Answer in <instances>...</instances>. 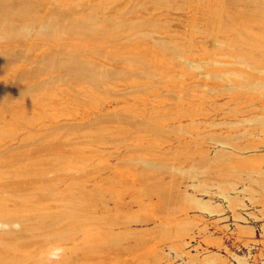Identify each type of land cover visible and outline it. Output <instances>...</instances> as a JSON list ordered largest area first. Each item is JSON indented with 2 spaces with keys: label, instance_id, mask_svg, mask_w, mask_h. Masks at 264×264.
<instances>
[{
  "label": "bare ground",
  "instance_id": "obj_1",
  "mask_svg": "<svg viewBox=\"0 0 264 264\" xmlns=\"http://www.w3.org/2000/svg\"><path fill=\"white\" fill-rule=\"evenodd\" d=\"M253 92L264 0H0V264H175L212 183L152 143ZM244 111L249 134L264 127Z\"/></svg>",
  "mask_w": 264,
  "mask_h": 264
},
{
  "label": "rangeland",
  "instance_id": "obj_2",
  "mask_svg": "<svg viewBox=\"0 0 264 264\" xmlns=\"http://www.w3.org/2000/svg\"><path fill=\"white\" fill-rule=\"evenodd\" d=\"M193 5L194 2L189 1L187 6L183 8L186 16L189 17L194 7ZM156 10L160 12V8L154 11ZM161 10H163V7ZM206 15L207 14H204L206 19L205 17L196 19L195 22L197 25L202 26L204 23L202 27L205 28L210 24L211 21ZM197 34L196 31L191 32L189 37L192 38L191 36H197ZM206 77V72L199 73L197 76L198 79H206ZM207 82L209 83L210 81L207 80ZM216 93L220 94L219 92ZM216 96H218L217 102L223 110L219 111V114L214 113L215 117L214 114H212L207 117L208 119H203L200 128L199 126L195 128L196 133H193V130H195L194 128H190L185 134L176 135L179 136V138L173 139L174 141L165 142L164 140H157L152 143L154 147L158 144V155L160 157L170 161L178 167L175 171L190 164L202 170L201 177L212 183L210 194L200 192V196L205 200L211 199V203L206 207L198 205V207L195 206V208H190L188 210L192 224L186 234L187 237H185L181 243L175 245L178 257L175 256L171 262L175 264H264V127L256 129L249 134L248 130L251 129L250 124H246L245 128L241 125L246 116L244 108L250 107L254 112L260 114L261 112L264 113V93L253 92L250 96L252 102L249 100L243 103L236 100L238 97L234 98L228 95L224 97L222 94ZM232 100H234V102ZM236 103L237 105H235ZM231 104L233 106L235 105V108L232 107ZM187 106H189V109H196L195 105L192 103H189ZM201 106L205 107L204 104H201ZM227 110H229V112ZM239 119L240 121H238ZM177 122L178 121H176V123ZM222 123L226 124L223 125ZM250 123H254L253 120L250 121ZM226 127L229 128V130ZM243 130H246L245 133L248 135L245 136ZM219 133L221 134L219 135ZM215 135H219L217 138L229 137L231 139L233 137L230 141L231 144H226L227 146L216 144L214 141ZM111 136H113V138H120L116 134ZM233 143V146H235L234 148L232 146ZM236 144L240 147H236ZM152 145L150 144L151 147ZM165 149L168 150L166 151ZM217 152L223 154H219L220 156L216 158V155H213V153ZM206 157L210 159H206L204 163L203 161ZM206 167L213 170V176L209 175L208 177L209 171ZM258 167H261L260 169H263V172L257 170ZM174 174L179 175L177 176L178 178H182L180 172H174ZM219 189H223L226 192V196L223 195L225 197L220 196ZM234 198L236 199L235 201H233ZM171 254L174 255L175 252Z\"/></svg>",
  "mask_w": 264,
  "mask_h": 264
},
{
  "label": "clouds",
  "instance_id": "obj_3",
  "mask_svg": "<svg viewBox=\"0 0 264 264\" xmlns=\"http://www.w3.org/2000/svg\"><path fill=\"white\" fill-rule=\"evenodd\" d=\"M53 258H55V257H53Z\"/></svg>",
  "mask_w": 264,
  "mask_h": 264
}]
</instances>
